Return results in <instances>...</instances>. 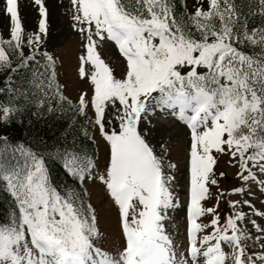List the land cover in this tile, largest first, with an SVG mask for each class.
Segmentation results:
<instances>
[{"label":"snow or ice","instance_id":"1","mask_svg":"<svg viewBox=\"0 0 264 264\" xmlns=\"http://www.w3.org/2000/svg\"><path fill=\"white\" fill-rule=\"evenodd\" d=\"M33 6L37 28L27 34L19 0L0 9V92L10 95L0 126L26 115L64 123L27 143L0 132V264H264V0H69L82 40L77 75L90 89L75 100L57 81V57L41 48L45 0ZM106 41L123 57L119 77L101 57ZM21 68L28 77L17 85ZM160 120L184 129L183 243L166 223L181 206L170 143L158 154L148 138ZM82 139L104 145L103 165ZM224 158L235 168L230 188L216 168ZM97 183L118 237L90 202Z\"/></svg>","mask_w":264,"mask_h":264},{"label":"rangeland","instance_id":"2","mask_svg":"<svg viewBox=\"0 0 264 264\" xmlns=\"http://www.w3.org/2000/svg\"><path fill=\"white\" fill-rule=\"evenodd\" d=\"M20 14L24 28L27 32L36 30L38 23V12L33 6V0H19ZM49 9L48 13V31L43 35L41 48L47 50L57 57V71L59 83L65 85L63 92L75 100L78 92L89 89V81L80 79L77 75L78 56L81 54L82 40L79 35L70 27V17L67 9L69 0H45ZM3 7V0H0V9ZM6 16L0 11V35L7 36L8 33L4 28ZM27 51V49H25ZM102 59L112 68L114 75L120 76L124 65L123 57L119 54L118 49L111 41H106L103 46L99 47ZM0 78H3L0 74ZM90 90V89H89ZM155 123V129L148 137L149 142L157 146L158 154L160 149L158 144L169 141L171 150L166 159H171L176 164L174 174L176 180L173 182L172 190L179 195L180 207L170 210L167 223L168 231L174 236H179L177 243L184 241L185 227V202L187 199L188 184V160L186 158L185 146L183 144L184 129L183 126L171 125L169 122L160 120ZM151 127V126H149ZM9 132L8 126H0V132ZM172 138L169 140V138ZM179 137L181 143L177 146L176 138ZM98 152V162L103 165L106 151L101 143L96 145ZM226 158L222 159L216 166L217 171H224L225 177L221 178V187L230 188L237 184L234 176L235 168L225 163ZM167 170V169H166ZM91 192V203L96 207L97 216L102 230L109 235L118 237L119 233L116 228V211L111 206L110 201L104 193L103 186L100 184L89 185ZM235 198V197H232ZM257 207H260L257 204ZM221 208L224 209L223 202ZM226 210V209H225Z\"/></svg>","mask_w":264,"mask_h":264},{"label":"trees","instance_id":"3","mask_svg":"<svg viewBox=\"0 0 264 264\" xmlns=\"http://www.w3.org/2000/svg\"><path fill=\"white\" fill-rule=\"evenodd\" d=\"M28 77V70L25 68H21L15 75L14 80L17 85H20L24 82V80ZM58 81V80H57ZM3 83V78H0V84ZM10 98V95L7 90L0 92V102H6ZM31 120V124L28 121ZM64 121L62 119L57 120L51 117H45L41 120H36L30 116L25 117V123L23 125L19 123H14L13 125L8 126L9 129V137L11 139H15L18 141H23L27 143L29 140L33 139L37 132L40 134H47L48 136L53 135L55 130L63 124ZM82 144L89 152V154L97 157V149L96 145L93 144L91 140L82 139ZM52 176L56 179L57 182H61L65 180V176L63 172L57 170L56 166L51 165ZM8 207L7 199L0 194V219L3 218L5 214V210Z\"/></svg>","mask_w":264,"mask_h":264}]
</instances>
